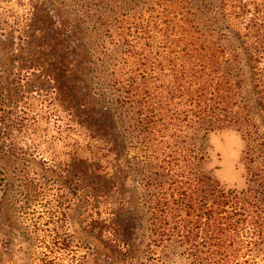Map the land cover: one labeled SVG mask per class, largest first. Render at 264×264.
Here are the masks:
<instances>
[{
	"label": "rangeland",
	"instance_id": "rangeland-1",
	"mask_svg": "<svg viewBox=\"0 0 264 264\" xmlns=\"http://www.w3.org/2000/svg\"><path fill=\"white\" fill-rule=\"evenodd\" d=\"M258 10L264 18V0L225 7L222 0H0V264H201L198 223L183 229L174 213L158 235L148 222L147 183L161 154L191 139L179 122L184 111L171 104L161 118L172 129L149 125L139 136L130 106L140 96L132 97L127 80L161 91L215 82L207 77L213 69L221 70V94L245 106L260 137L231 126L205 131L206 172L238 198L246 191L251 209L246 227L236 224L240 241L223 244L211 262L264 264V234L259 240L253 229L260 187L249 183L244 159L252 144L264 177V120L248 50ZM160 61L167 68L159 80ZM193 210L182 217L198 218Z\"/></svg>",
	"mask_w": 264,
	"mask_h": 264
},
{
	"label": "trees",
	"instance_id": "trees-1",
	"mask_svg": "<svg viewBox=\"0 0 264 264\" xmlns=\"http://www.w3.org/2000/svg\"><path fill=\"white\" fill-rule=\"evenodd\" d=\"M222 3L223 7H225L227 0H222ZM248 12H251V9ZM259 12L260 10L255 12L254 18L261 21V23L257 24L256 21L253 22L255 24L252 25V28H254L255 35L253 42L248 45V50L256 102L264 120V67H260L261 62L264 60V36L261 31V27L264 25V18L257 16ZM122 44L127 46L126 43ZM131 52L132 49L128 48L127 54ZM160 62L156 68V72L158 73L156 79L160 76L159 80L165 78L163 66L166 67L164 61ZM174 64V66H177L176 63ZM220 72V69H213L212 74H208V78H214L216 80L212 83L206 84L207 82H204L203 84L197 83L195 85L190 84L179 87L166 86L164 84L161 87V91H154L148 81L142 79L137 85L135 76H131L127 80V87L131 89V92L136 91L135 94H131L132 97L134 98L136 96L138 98L140 96V98L135 100L137 104L131 105L130 103V112L133 116L131 119L134 121V127L138 130L139 136L141 134L145 136L149 135V125H152V128L155 129L159 128V132L161 129L163 131L166 128L172 129L170 124L166 125L163 118H161V110H166L167 113L170 110H174L170 109L171 104L174 107L181 106L184 111V117L180 116L179 122H184L185 128L187 127L189 131L187 137L191 136V139L186 141V147H182V150L180 148L175 150L173 147V151L170 153L167 152V155L164 152L161 154L164 156V159L161 160L162 165L158 168L154 179L147 183L148 190L151 189L154 191L149 199L148 214L150 217L148 222L150 223V232L153 234L158 233V235L161 232H165L163 235L167 234V222L169 218L174 219V213H177V218H179L174 222L182 225L183 229H186L192 223H198L201 226V264H212L211 261L219 256L218 250L223 244H229L231 247L233 246L232 243L240 241L237 229L240 230L241 228L237 225L245 228L251 211L243 203V200H247L246 191L243 192V199L238 198L235 196V192H226L219 181L213 179L206 172L205 167L208 153L204 144V139L207 136L205 134L207 132L205 131L211 132L216 129H224L231 126L243 132L247 138L258 140L260 137L254 129V125L245 114V106H240V102L233 103L230 101L229 95L221 94L225 90L221 89L222 81H219V79L222 75H220ZM236 76L239 78L238 75ZM227 83V81L224 82V86ZM236 84L238 89H240L241 86L239 84L241 83L239 80H237ZM126 94L128 96L124 97V99L129 98L128 91H126ZM175 114H177L176 110ZM172 116L173 122L178 121L174 114ZM153 117L155 118L153 119ZM172 120L170 119V122ZM250 145L249 153H245L244 159L245 165H247V171L252 177L249 179V183H259L258 187H260L255 189V200L258 206H254V213L256 214L257 212V221L253 229L255 230L254 234L257 233L259 240H262V235L264 234V217L261 213V207L264 205V177L262 175L261 177L257 176L255 156L250 153L253 146L252 144ZM263 159L261 157L259 161L264 162ZM174 177H176V180L173 179ZM177 183L180 185L174 188ZM32 188L33 186L31 185L29 189V192L31 191V201L37 197V190H32ZM180 189L181 192L176 198L173 193ZM170 197H173L172 202L170 201ZM193 207L199 213L197 215L198 218H193L194 220L188 221V219L182 217V213L191 216V210L194 212ZM237 209L240 210L236 214L239 215L238 223L237 221H232L235 219V211ZM221 226H226L224 229L225 232H221L223 229ZM95 232L102 240L107 239L105 242H108L110 236L105 235L107 231L101 229ZM108 234L113 233L110 232ZM169 235L172 236L173 234Z\"/></svg>",
	"mask_w": 264,
	"mask_h": 264
}]
</instances>
